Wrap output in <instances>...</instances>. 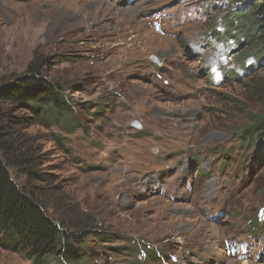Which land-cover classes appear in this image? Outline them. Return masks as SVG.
Masks as SVG:
<instances>
[{
  "label": "rangeland",
  "instance_id": "obj_1",
  "mask_svg": "<svg viewBox=\"0 0 264 264\" xmlns=\"http://www.w3.org/2000/svg\"><path fill=\"white\" fill-rule=\"evenodd\" d=\"M232 7L0 0V85L42 58L83 123L72 136L29 130L43 172L81 218L121 238L88 240L87 264H264V145L235 135L260 113L264 73L241 76L223 19ZM256 79L262 89L246 85ZM229 241L246 255L225 256ZM0 264L30 263L0 249Z\"/></svg>",
  "mask_w": 264,
  "mask_h": 264
},
{
  "label": "trees",
  "instance_id": "obj_2",
  "mask_svg": "<svg viewBox=\"0 0 264 264\" xmlns=\"http://www.w3.org/2000/svg\"><path fill=\"white\" fill-rule=\"evenodd\" d=\"M232 2L240 7L236 11L232 7L223 19L238 48L241 76L264 73V0ZM45 67L44 59L33 58L21 76L0 85V249L30 264H87L88 240L114 244L121 238L81 218L66 205L62 188L52 184L55 176L42 170L39 141L29 130L39 126L72 136L83 128L63 89L45 75ZM237 79V75L228 78ZM256 84L246 83L262 89L257 79ZM257 103L260 113L235 134L240 147L264 145V92ZM12 175L24 184L18 185ZM50 209L58 210L62 219L53 220Z\"/></svg>",
  "mask_w": 264,
  "mask_h": 264
},
{
  "label": "water",
  "instance_id": "obj_3",
  "mask_svg": "<svg viewBox=\"0 0 264 264\" xmlns=\"http://www.w3.org/2000/svg\"><path fill=\"white\" fill-rule=\"evenodd\" d=\"M152 61H154L157 65H161L160 62H158L155 58H152ZM132 126H134L135 128L140 127L139 123L136 121L132 122Z\"/></svg>",
  "mask_w": 264,
  "mask_h": 264
}]
</instances>
